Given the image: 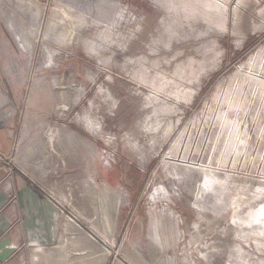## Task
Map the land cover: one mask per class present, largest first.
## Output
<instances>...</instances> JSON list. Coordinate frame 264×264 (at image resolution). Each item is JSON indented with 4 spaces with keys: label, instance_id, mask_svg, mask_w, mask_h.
<instances>
[{
    "label": "rangeland",
    "instance_id": "rangeland-1",
    "mask_svg": "<svg viewBox=\"0 0 264 264\" xmlns=\"http://www.w3.org/2000/svg\"><path fill=\"white\" fill-rule=\"evenodd\" d=\"M0 76L61 234L105 264H264V0H0Z\"/></svg>",
    "mask_w": 264,
    "mask_h": 264
},
{
    "label": "crops",
    "instance_id": "crops-1",
    "mask_svg": "<svg viewBox=\"0 0 264 264\" xmlns=\"http://www.w3.org/2000/svg\"><path fill=\"white\" fill-rule=\"evenodd\" d=\"M9 93L0 76V264H105L88 239L61 234L58 205L16 165ZM84 239V240H83Z\"/></svg>",
    "mask_w": 264,
    "mask_h": 264
},
{
    "label": "bare ground",
    "instance_id": "bare-ground-1",
    "mask_svg": "<svg viewBox=\"0 0 264 264\" xmlns=\"http://www.w3.org/2000/svg\"><path fill=\"white\" fill-rule=\"evenodd\" d=\"M70 135H71V136H73V134H72V133H70ZM71 136H69V137H70V139H71ZM72 171H73V170H72ZM207 178H208V177H207ZM260 214H262V213L260 212ZM262 216H263V215H262Z\"/></svg>",
    "mask_w": 264,
    "mask_h": 264
},
{
    "label": "built area",
    "instance_id": "built-area-1",
    "mask_svg": "<svg viewBox=\"0 0 264 264\" xmlns=\"http://www.w3.org/2000/svg\"><path fill=\"white\" fill-rule=\"evenodd\" d=\"M0 158H1V156H0Z\"/></svg>",
    "mask_w": 264,
    "mask_h": 264
}]
</instances>
